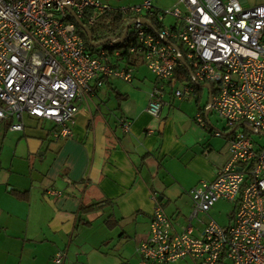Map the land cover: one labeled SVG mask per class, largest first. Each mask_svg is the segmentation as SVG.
I'll return each instance as SVG.
<instances>
[{
    "label": "built area",
    "instance_id": "built-area-1",
    "mask_svg": "<svg viewBox=\"0 0 264 264\" xmlns=\"http://www.w3.org/2000/svg\"><path fill=\"white\" fill-rule=\"evenodd\" d=\"M153 1L113 7L100 0H0V126L7 123L9 133L21 134L27 115L53 124L54 140L72 137L79 105L92 86L98 89L108 79L131 83L135 73L131 65L114 63L117 53L92 54L77 21L88 29L105 14L132 17L135 43L128 54L155 79L146 112L160 117L181 56L192 81L174 88L172 97L195 98L196 85L209 83L208 113L224 124V133L214 136L225 134L230 153L212 181H199L188 191L185 224L174 225L159 207L153 210L137 249L140 264H264V144L257 146L250 135V130L264 134V4L178 0L160 10ZM140 18L161 25L151 35L134 22ZM168 18L171 25L165 24ZM195 121L206 126L202 113ZM120 128L127 132L129 122L121 121ZM219 200L235 207L230 223L199 221ZM195 220L203 225L199 235L192 233ZM66 259L58 251L52 263Z\"/></svg>",
    "mask_w": 264,
    "mask_h": 264
},
{
    "label": "crops",
    "instance_id": "crops-1",
    "mask_svg": "<svg viewBox=\"0 0 264 264\" xmlns=\"http://www.w3.org/2000/svg\"><path fill=\"white\" fill-rule=\"evenodd\" d=\"M240 3L246 8L264 0ZM140 66L135 84L124 90L114 79L92 86L72 137L54 140L53 124L27 116L22 135L0 127V264H53L58 251L65 252V264H140L137 249L153 210L178 224L191 206L188 191L212 181L228 161V138L214 136L224 126L219 131L210 123L212 113L205 127L195 121L207 106V90L204 103L201 93L177 100L168 92L154 118L146 112L151 86L138 81ZM108 90L116 107L106 114ZM121 121L129 122L127 132ZM97 202L99 209L81 212ZM107 219L115 221L113 229Z\"/></svg>",
    "mask_w": 264,
    "mask_h": 264
},
{
    "label": "trees",
    "instance_id": "trees-1",
    "mask_svg": "<svg viewBox=\"0 0 264 264\" xmlns=\"http://www.w3.org/2000/svg\"><path fill=\"white\" fill-rule=\"evenodd\" d=\"M151 21L152 27L151 28H145L146 33L153 35L157 32V28L161 24H157L156 22H153L152 19L149 18ZM132 21V17L128 16L127 18L117 14V13H110L105 14L99 17L96 22L88 28L90 34L92 35L93 41L95 42H102L106 41L104 44L97 48H92L88 40L85 36V34L81 33L79 30V34L85 41V44L87 45L88 50L92 53H99L104 52L107 55H110L111 57H114L115 53L120 54V59L115 58L114 63L116 65H122V64H128L133 66L134 68H137L141 65L140 59L137 57H132L128 54L127 48L132 46L135 43L134 35L132 32L128 31V34L126 38L124 39L123 43H117L116 41L119 40L122 37L123 31L125 29V24ZM162 26L164 24L162 23ZM78 29V28H77ZM112 42V43H111ZM172 80H180V81H186L188 83H191L190 80V74L188 68L185 66L178 67L175 72ZM172 80L170 82V85L172 84ZM106 81V80H105ZM104 83V82H103ZM196 92L198 93V99L200 98V91L203 90V87L200 85H196ZM116 93V92H115ZM119 93H117L118 95ZM197 103L199 101L197 100ZM201 111V109H200ZM205 109H202L203 115H205ZM206 118V117H205ZM102 203H92L87 206L81 207V212H91L94 210H97L100 208ZM107 226L110 229H113L115 227V221L111 219H107L106 221Z\"/></svg>",
    "mask_w": 264,
    "mask_h": 264
},
{
    "label": "rangeland",
    "instance_id": "rangeland-1",
    "mask_svg": "<svg viewBox=\"0 0 264 264\" xmlns=\"http://www.w3.org/2000/svg\"><path fill=\"white\" fill-rule=\"evenodd\" d=\"M100 1H102L106 4H109L113 7H123V6L133 5V4L139 3L141 0H100ZM177 2H178V0H154L153 4L156 5L157 8L160 10H167V9H170L173 6H175L177 4ZM168 22H170V21L168 20ZM137 78H138V81L142 80L141 82L144 83L145 87H148V88L150 86L152 87L153 84H151V83H152V80L154 79V77L152 74H150V72L146 69L145 66H143V65L140 66L138 73H137ZM114 80H115L114 81L115 84L118 87L120 86L121 90L128 88L127 86H132L133 84H135V81L133 84H129V83H126L120 79H114ZM183 83H188V82L177 80L175 85L171 86V89L173 90L174 88H178ZM172 90H171V92H172ZM108 93H109V96L107 98L108 101H106V111H105L106 114L108 111L112 112V110H114L116 107L115 100H114L115 98H114L113 94H111L109 90H108ZM200 93H201L200 102L204 103L206 101V92L204 90H202V91H200ZM82 104H84V101L80 103V105H82ZM109 115L111 117V113H109ZM208 119L210 120V123L217 130L221 131L223 129L224 124L222 122H219L217 120V118L214 116V114H210ZM115 122H116V120L111 118L109 124L113 125V124H115ZM117 125H118V123H117ZM250 135H251L253 141L255 142V144L257 146L264 144V137H261L259 134H256V133H250ZM234 208L235 207L232 203L224 201V200H219L212 207V209L210 210L208 215H204V214L199 215L198 220L201 222H207L209 220V218H211L219 226H227L230 223V217L233 214ZM189 213H190V209L188 212H185V213L183 212L181 215V217L182 216L183 217L180 218V222L178 224H185L186 218L189 216ZM193 227L196 228V230L198 229L200 231L203 229V225L201 223H199L197 220L193 221ZM175 264H191V262L187 260V261H179Z\"/></svg>",
    "mask_w": 264,
    "mask_h": 264
},
{
    "label": "water",
    "instance_id": "water-1",
    "mask_svg": "<svg viewBox=\"0 0 264 264\" xmlns=\"http://www.w3.org/2000/svg\"><path fill=\"white\" fill-rule=\"evenodd\" d=\"M134 22H138V23H140L143 26H146L148 28H151V24L146 19H139V20H136ZM77 24H78V27L81 30H83V32H84V34H85V36H86V38L88 40V43H89V45L92 48H97V47L101 46L102 44H104L106 42V41H102V42H95V41H93L92 35L90 34L89 30L85 26H83V24L81 22H78ZM130 24L131 23H128L127 25H125V29L123 31L122 37L119 40L116 41L117 43H123L124 42V39L126 38V35L128 33V29L130 27ZM178 60H179V62L182 65L184 64V61H183V59L180 56L178 57ZM204 87L207 88V89H209V86L208 85H206ZM207 104L209 106V104H210V96L208 97ZM208 106L206 107V110H205V116H207L208 115V112H209V107ZM250 131L253 132L252 130H250Z\"/></svg>",
    "mask_w": 264,
    "mask_h": 264
},
{
    "label": "bare ground",
    "instance_id": "bare-ground-1",
    "mask_svg": "<svg viewBox=\"0 0 264 264\" xmlns=\"http://www.w3.org/2000/svg\"><path fill=\"white\" fill-rule=\"evenodd\" d=\"M140 19H142V18H140ZM79 21H77V23H78ZM132 22V21H131ZM131 22H129V23H131ZM128 23H126L125 25H127ZM140 24V23H139ZM128 31H130V27H129V29H128ZM83 34H84V32H83ZM128 34V33H127ZM127 36V35H126ZM112 43V42H111ZM118 54V53H117ZM118 55H120V54H118ZM179 57V56H178ZM181 57V56H180ZM182 58V57H181ZM183 59V58H182ZM183 61H184V59H183ZM141 62V61H140ZM141 64H142V62H141ZM143 65V64H142ZM184 66H187V64H186V62L184 61V64H183ZM182 65V66H183ZM144 66V65H143ZM136 69V68H135ZM189 71H190V69H189ZM190 74V73H189ZM134 75H135V73H134ZM133 79H134V77H133ZM190 80L192 81V78H191V75H190ZM154 82H155V79H154ZM132 83V82H131ZM131 83H129V84H131ZM154 85V84H153ZM153 85H152V87H153ZM200 85H202V87L203 86H206V85H208L209 86V83H205V84H200ZM151 87V88H152ZM209 88H210V86H209ZM203 89H206L207 90V88H205V87H203ZM171 86H169V88H167V93L168 92H171ZM195 91H197L196 90V87H195ZM166 93V94H167ZM207 93H208V90H207ZM167 96V95H166ZM208 97H209V93H208ZM208 97H207V99H208ZM189 99H192V98H189ZM208 101V100H207ZM166 103H167V101H166ZM207 107V106H206ZM205 110H206V108H205ZM205 112V111H204ZM203 114V113H202ZM209 114V113H208ZM24 116H27V115H24ZM23 116V117H24ZM23 117H22V121H23ZM28 117V116H27ZM203 117L205 118L206 117V119H207V117H208V115L207 116H205V115H203ZM31 118V117H30ZM160 118V117H159ZM33 119V118H32ZM158 119V118H157ZM38 121V120H37ZM6 126V129H7V123H4V124H2L1 126ZM23 125H24V122H23ZM0 126V127H1ZM8 131V130H7ZM23 132H24V129H23ZM23 132L20 134V135H22L23 134ZM251 133H255L254 131L253 132H251ZM257 134V133H256ZM261 137H264V134H259Z\"/></svg>",
    "mask_w": 264,
    "mask_h": 264
}]
</instances>
